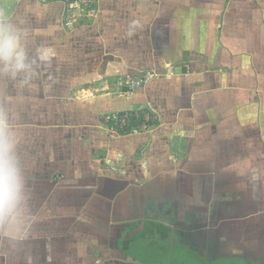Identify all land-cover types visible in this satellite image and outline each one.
<instances>
[{
	"label": "crops",
	"instance_id": "0c3cea01",
	"mask_svg": "<svg viewBox=\"0 0 264 264\" xmlns=\"http://www.w3.org/2000/svg\"><path fill=\"white\" fill-rule=\"evenodd\" d=\"M95 5L0 0L34 69L0 65L31 194L0 264H264V0Z\"/></svg>",
	"mask_w": 264,
	"mask_h": 264
},
{
	"label": "clouds",
	"instance_id": "9594fccd",
	"mask_svg": "<svg viewBox=\"0 0 264 264\" xmlns=\"http://www.w3.org/2000/svg\"><path fill=\"white\" fill-rule=\"evenodd\" d=\"M24 32L10 21L0 19V65L12 78L34 71L32 58L23 43ZM45 51L50 56L51 50ZM30 198L18 139L8 114L0 109V232L14 237L23 231Z\"/></svg>",
	"mask_w": 264,
	"mask_h": 264
},
{
	"label": "built area",
	"instance_id": "2783aa9c",
	"mask_svg": "<svg viewBox=\"0 0 264 264\" xmlns=\"http://www.w3.org/2000/svg\"><path fill=\"white\" fill-rule=\"evenodd\" d=\"M97 14V7L95 0H64V18L63 26L65 28L72 27L83 18H93ZM156 74L154 71H143L137 76H127V83L131 88H138L148 81H150ZM117 119V116L113 118ZM120 124L127 122V115H123L119 118ZM147 124V123H146ZM146 127L147 125H143Z\"/></svg>",
	"mask_w": 264,
	"mask_h": 264
},
{
	"label": "trees",
	"instance_id": "16d2710c",
	"mask_svg": "<svg viewBox=\"0 0 264 264\" xmlns=\"http://www.w3.org/2000/svg\"><path fill=\"white\" fill-rule=\"evenodd\" d=\"M125 113H119L117 115V119L114 120V119H107L106 120V123L109 125V126H113L115 128H117L119 131H125L127 129H130L132 127L136 128L140 125V123L143 121V115L142 114H138V113H132V112H129V113H126L127 115V124L124 125L125 127L121 126L120 125V122H119V118L121 116H123ZM101 121H105L103 118H100Z\"/></svg>",
	"mask_w": 264,
	"mask_h": 264
},
{
	"label": "rangeland",
	"instance_id": "374dc122",
	"mask_svg": "<svg viewBox=\"0 0 264 264\" xmlns=\"http://www.w3.org/2000/svg\"><path fill=\"white\" fill-rule=\"evenodd\" d=\"M125 80H127V78H126ZM111 119H112V118H111Z\"/></svg>",
	"mask_w": 264,
	"mask_h": 264
}]
</instances>
